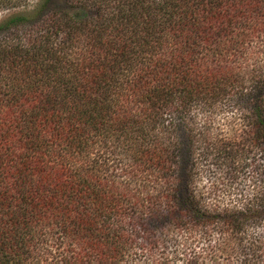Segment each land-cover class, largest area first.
I'll use <instances>...</instances> for the list:
<instances>
[{
    "label": "trees",
    "instance_id": "1",
    "mask_svg": "<svg viewBox=\"0 0 264 264\" xmlns=\"http://www.w3.org/2000/svg\"><path fill=\"white\" fill-rule=\"evenodd\" d=\"M0 13V264H264V0Z\"/></svg>",
    "mask_w": 264,
    "mask_h": 264
},
{
    "label": "rangeland",
    "instance_id": "2",
    "mask_svg": "<svg viewBox=\"0 0 264 264\" xmlns=\"http://www.w3.org/2000/svg\"><path fill=\"white\" fill-rule=\"evenodd\" d=\"M5 16V13H0V19ZM216 122L224 126L226 130L232 129L233 121L223 116H218ZM238 122H235L237 124ZM228 134H231L230 132ZM232 177L224 169L216 170L207 175L203 174L202 180L199 182L205 192L210 193V199H215L221 203H229L230 199L235 198L237 191H240L241 184L230 181Z\"/></svg>",
    "mask_w": 264,
    "mask_h": 264
}]
</instances>
